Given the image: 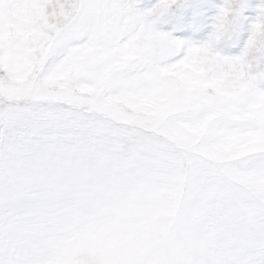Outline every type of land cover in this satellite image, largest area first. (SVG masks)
Masks as SVG:
<instances>
[{
	"label": "snow or ice",
	"instance_id": "6c2138e0",
	"mask_svg": "<svg viewBox=\"0 0 264 264\" xmlns=\"http://www.w3.org/2000/svg\"><path fill=\"white\" fill-rule=\"evenodd\" d=\"M191 2L0 0V264H264V0Z\"/></svg>",
	"mask_w": 264,
	"mask_h": 264
},
{
	"label": "rangeland",
	"instance_id": "374dc122",
	"mask_svg": "<svg viewBox=\"0 0 264 264\" xmlns=\"http://www.w3.org/2000/svg\"><path fill=\"white\" fill-rule=\"evenodd\" d=\"M258 0H251L252 4H256ZM156 3V0H137L136 6L145 10L151 8ZM201 5L199 0H192L189 6L183 8L180 14L177 15L175 12H170L162 17H160L155 24L158 30L173 32L174 35H179L181 33H186L190 30V24L192 20L197 16V13L201 10ZM206 7V5L204 6ZM252 9H246L245 13L249 14Z\"/></svg>",
	"mask_w": 264,
	"mask_h": 264
},
{
	"label": "bare ground",
	"instance_id": "6f19581e",
	"mask_svg": "<svg viewBox=\"0 0 264 264\" xmlns=\"http://www.w3.org/2000/svg\"><path fill=\"white\" fill-rule=\"evenodd\" d=\"M177 35V34H176Z\"/></svg>",
	"mask_w": 264,
	"mask_h": 264
}]
</instances>
